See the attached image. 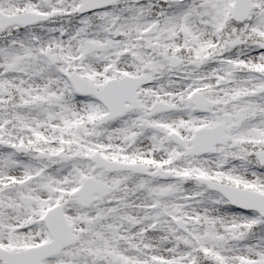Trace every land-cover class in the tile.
Here are the masks:
<instances>
[{
  "label": "snow or ice",
  "instance_id": "obj_1",
  "mask_svg": "<svg viewBox=\"0 0 264 264\" xmlns=\"http://www.w3.org/2000/svg\"><path fill=\"white\" fill-rule=\"evenodd\" d=\"M0 264H264V0H0Z\"/></svg>",
  "mask_w": 264,
  "mask_h": 264
}]
</instances>
